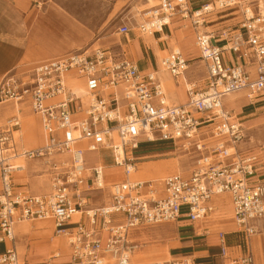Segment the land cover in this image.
Segmentation results:
<instances>
[{
    "label": "built area",
    "instance_id": "built-area-1",
    "mask_svg": "<svg viewBox=\"0 0 264 264\" xmlns=\"http://www.w3.org/2000/svg\"><path fill=\"white\" fill-rule=\"evenodd\" d=\"M215 9L222 13L211 19ZM174 17L189 19L206 67L205 87L185 84V103L168 101L156 71L141 73L133 60L108 47L70 51L1 78L0 107L26 105L40 118L45 143L30 149L18 145L14 134L21 107L0 119V242L13 239L17 222L50 220L54 235L67 244L70 264H194L175 257L134 262L137 244L129 231L180 218L203 220L213 211L210 199L223 193L231 201L236 232L246 239L264 234L258 156L239 148L244 126L223 105L226 96L239 91L251 103H264V0H212L195 8L188 0H158L141 11L136 28L153 35ZM209 24L213 29H207ZM131 29L124 21L117 32L126 36ZM159 63L174 78L189 67V59L175 48ZM70 77L81 80L84 95H76ZM114 131L117 143L112 142ZM144 141L179 142L193 154L192 170L165 175L161 191L152 181L130 180L139 158L133 152ZM85 148L109 149L113 164L123 169L124 178L111 183L108 201L100 206H88L89 189L83 187L90 180L103 188L98 183L102 167L85 174ZM19 157L43 160L49 191L30 193L15 186L19 167L13 161ZM225 235L222 230L216 234L222 264H255L250 244L246 252H230ZM0 264H20L16 251L0 252Z\"/></svg>",
    "mask_w": 264,
    "mask_h": 264
},
{
    "label": "crops",
    "instance_id": "crops-1",
    "mask_svg": "<svg viewBox=\"0 0 264 264\" xmlns=\"http://www.w3.org/2000/svg\"><path fill=\"white\" fill-rule=\"evenodd\" d=\"M51 1L0 0V75L18 67L22 61L23 63H27L26 65L29 64L28 62L33 61L32 66H34L38 62L58 57L73 49H79L75 47L82 45L83 42L88 40L89 35L85 32V26L90 23L84 20L82 13L66 6H54ZM100 1H103L105 15L109 13L114 14L116 11L130 10L133 6L141 2L143 4L146 3L143 0ZM133 34L135 33L133 32ZM192 35H195V31L189 22L187 23L178 17H174L170 21V24L163 27L161 31L146 37L143 35H133V38H131L128 44L120 45L119 49L115 51L121 56L133 60L141 73L156 71L168 101L181 104L187 101L185 89V83L187 82L186 76L183 74V76L178 78L172 77L165 71V68L162 69L159 66L158 55L163 53L164 56L173 49L171 46L173 42L174 47L180 46L190 61L189 57L194 54H196L195 56L198 55V50L192 43ZM188 45L191 46L190 51L193 53H189ZM202 62L204 63V61ZM68 82L72 89H74L76 95H84L81 80L70 77ZM166 87L171 91L173 97L178 98V101L171 99ZM242 95L243 91H239L226 96L223 99L224 108L233 107L235 103L237 104V99L241 98ZM230 98L234 99L232 104L225 101ZM82 100L85 101V97H82ZM9 104L11 105V113H8L6 104L0 107L1 120L12 114L18 107H21V109L28 108L23 104ZM21 111H19V114ZM38 120L41 124L39 117ZM25 121V136L32 138L35 136L38 128L37 122L31 117H27ZM14 135L16 136L17 133ZM78 143L84 146L83 141H78ZM85 150H87L85 152L92 153L96 156L93 163L88 164L84 155L85 174L90 175L91 169L95 165L101 166L102 170L110 169L117 171L114 169L116 167L115 165L111 168L103 166L101 162L103 157L101 150H88V148H85ZM161 160H152V162ZM167 160L165 159L163 161H166V164H168ZM171 160H173L172 162H174L173 164L176 168L179 169L181 160L177 158H171ZM147 162H140L139 164L145 165L144 163ZM13 163L19 167L20 171L25 167L24 164H16L14 161ZM173 164H171L172 166L170 165L172 169ZM143 165H141L142 172H139L141 175L151 172H145ZM138 166H135V171L138 169ZM168 166L166 168L164 167V172L170 170ZM176 168L174 169L175 171L177 170ZM160 176L162 175L159 174V177L155 179L151 178L143 181H152V183L156 181V187L158 191H161V180L163 177L160 178ZM104 177L105 179L109 177V173L108 175L104 173ZM86 183L88 184L89 182L87 181ZM15 186L24 189V187L16 183ZM225 194L228 196L227 193H223L213 196L210 199L209 203L214 207V210L205 219L190 222L185 218H180L176 221L182 228V232L178 233L177 239L172 243L171 248L173 252L169 251L168 253L170 257L187 258L194 264H222L219 257V239L216 236L217 232L222 230L226 233L225 240L230 252H246V245L248 243L251 246V251L255 258V264H264V234L254 235L246 239L242 233L236 232V228H234L236 224L233 220V214L230 211V203L225 197ZM86 195L87 199H89V193ZM91 197L99 199L98 197L101 198L102 196L93 194ZM217 209H223L224 211ZM31 221L35 220L17 222L13 226V239L0 242V252L13 248L18 255L20 264H70V255L69 251H67L68 247L65 250L66 242H63L64 239L55 235L49 238L46 235L50 230L52 231V229H45V227L51 228L47 224V221L50 220H45L38 227L32 225ZM262 222H264V219L259 221V227L264 231V223ZM36 228L39 229L36 230ZM141 229H144V227L139 226L129 231V238L138 244V247L139 243L137 242L139 238L137 235ZM143 253L145 252H134L132 254L133 261L146 262L161 260V258H144L145 254ZM55 254L59 256H55Z\"/></svg>",
    "mask_w": 264,
    "mask_h": 264
},
{
    "label": "rangeland",
    "instance_id": "rangeland-1",
    "mask_svg": "<svg viewBox=\"0 0 264 264\" xmlns=\"http://www.w3.org/2000/svg\"><path fill=\"white\" fill-rule=\"evenodd\" d=\"M143 2L138 3L137 5L133 6L130 10H124V11H116L114 14H104V4L103 1L100 0H52V4L54 6H66L74 10H78L79 13H82L84 20L86 22H89L87 26H85V32L88 34V40L83 42L82 45H79L75 48H79L80 50L86 49V48H94V47H111L112 49L118 50L120 45H126L130 42L131 38H133V35H143V36H149L148 34H142L139 32L136 28V22L140 20V14L141 11L151 5H154L157 3L158 0H143ZM189 6L191 8H195L196 6H199L202 3L209 2L212 0H188ZM222 12L219 9H215L213 12V15L210 16V18H215L216 16H219ZM184 22H189V19H181ZM128 21L131 24V31L128 33V35H121L117 32V27L120 23ZM172 21V20H171ZM234 21V20H233ZM190 24V22H189ZM212 24V23H211ZM209 24V27L207 29H213V27ZM135 33L132 35V33ZM193 37V46H197L194 43V35ZM173 48H178L182 52H184L180 46L173 45V42L171 44ZM188 50L190 51L191 46L188 45ZM78 50L73 49L71 51ZM165 53V52H164ZM189 53H193L190 51ZM196 54L192 55L190 58V65L187 69V71L184 73L187 79V82L194 81L196 82L197 89L203 88L206 85V73H205V66L204 63L201 61L200 52L198 50V55ZM161 57H163V53L158 55V62H160ZM27 63L21 62V64L18 67H15L14 69L4 73L3 75H0L1 78L7 74V73H20L27 71L28 69L32 68L33 61ZM159 66L164 69V67L159 63ZM248 69H252V67H249ZM166 71V70H165ZM253 75V73L251 74ZM167 92L169 93L170 97L174 101H178L177 97H173L171 94V91L166 87ZM237 104L233 107H227V110L235 116V118H238L240 122L243 124L245 129V136L243 137L242 141L239 143V148L244 152H250L255 153L258 156V168H257V176L256 178L260 181H264V103H251L250 99H248L244 92L241 98L237 99ZM11 105L9 103L6 104L8 113H11L10 107ZM226 107V106H225ZM21 122L20 127L18 128V131L16 132V141L19 146H22L26 149L35 148L38 146H41L45 143V136L43 133L42 126L38 120V117L33 114L29 108H23L21 113ZM27 117L34 118L37 122V131L34 137L29 138L25 136V125L26 121L25 119ZM112 142L117 143L118 142V135L117 132L114 131L112 133ZM101 153L103 155L102 157V164L103 166L107 168L114 167V164L112 162V155L111 151L109 149H101ZM134 156H138L139 158L135 159V166L138 169L137 172H142L140 162H147L152 160H165L168 159L165 168L168 166L170 170H159V171H151L144 174H140L138 176H131V178L138 179V180H145V179H151V178H157L159 177V174H161V177H164L168 173H180L183 175H188L193 167V154L189 153L183 149V146L179 142H163V141H154V142H142L139 145V148L136 150V152H133ZM85 158L88 162V164H92L93 161L96 159V156L92 153L85 152ZM171 158H177L180 161L179 165L180 168L177 169L176 166L172 162ZM16 164H24L25 167H23V170L20 171L19 169L16 170L13 174V180L17 185H21L30 193H43L50 190V181L49 176L46 170V166L42 159L40 158H32L27 159L24 157H19L14 160ZM148 163V162H147ZM170 163L173 164V169L170 168ZM145 164V163H144ZM177 169L176 171L174 169ZM118 172L122 175L120 177V180L124 178L123 175V169L120 167H115ZM164 172V173H163ZM87 175V174H86ZM115 177H107L105 179V186L102 189L95 188L91 181L89 180L88 185H84V188L88 187V191H86V194L89 193V199H87L88 206L94 207V206H100L108 201L109 196V190L111 183L114 182L113 180ZM152 179V180H154ZM111 180V181H110ZM118 180V181H120ZM110 181V183L108 182ZM109 183V184H108ZM154 186L157 185V182L155 181ZM49 188V189H48ZM93 194H98L99 196H102L99 199H95ZM225 197L229 200L230 203V211L232 212V205L229 197L225 194ZM226 200V199H225ZM214 210V207H213ZM220 211H224L223 209H217ZM185 211V208H182V212ZM216 211V210H215ZM45 221H31L32 225L35 227H38ZM51 228L45 227V229H52L49 233H47V237L52 238L54 237L53 233V224L51 221H47ZM264 223V222H262ZM46 224V225H47ZM144 229L139 230V233L137 235L139 247L137 244V248L135 252H145L144 258H161L162 259H170L169 251L173 252L172 250V243L174 240L177 239L178 233L182 232V228L179 226V224L176 221H170V222H163L159 224L154 225H144ZM236 228V227H234ZM39 228H36L38 230ZM63 242H65L63 240ZM65 250H67V245L65 243ZM68 251V250H67ZM62 253V251H60ZM156 261V260H154Z\"/></svg>",
    "mask_w": 264,
    "mask_h": 264
},
{
    "label": "bare ground",
    "instance_id": "bare-ground-1",
    "mask_svg": "<svg viewBox=\"0 0 264 264\" xmlns=\"http://www.w3.org/2000/svg\"><path fill=\"white\" fill-rule=\"evenodd\" d=\"M171 21V20H170ZM164 38V37H163ZM175 49H178V48H175ZM181 76H183V75H181ZM181 76H178V77H181ZM177 77V78H178ZM161 83V82H160ZM186 85H187V82L185 83ZM161 85H162V83H161ZM163 87V86H162ZM186 87V86H185ZM164 89V88H163ZM164 92H165V90H164ZM83 93H84V87H83ZM234 93V92H233ZM187 94V93H186ZM231 94V93H230ZM225 101H227L228 103H230V104H232L233 103V101H234V99H226ZM83 159H84V157H83ZM172 163H170V165H171ZM165 165H166V161H163V160H161V161H156V162H148V163H145V165H143V169H144V171L146 172V171H159V170H162V169H164V167H165ZM15 166V165H14ZM172 166V165H171ZM15 167H18L17 165L15 166ZM82 167H83V169H84V171H85V163H84V161H83V165H82ZM98 167H101V166H98ZM121 168V167H120ZM105 169V168H104ZM104 173L105 174H107L108 175V173H109V177L111 176V177H115L114 179L115 180H113V181H118V180H120V177H122L121 176V174H120V172H118V171H115V170H110V169H105V170H102V179H100V182H98V183H100L101 184V186L100 187H104L106 184H105V180H104ZM140 173L139 172H137V171H135V167H133V168H131V171H130V173H129V179L130 180H136V181H143V180H138V179H134V178H131V176H137V175H139ZM131 175V176H130ZM111 181V180H110ZM110 181H108L109 183H110ZM99 187V188H100ZM214 196H216V195H214Z\"/></svg>",
    "mask_w": 264,
    "mask_h": 264
}]
</instances>
